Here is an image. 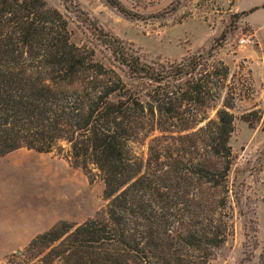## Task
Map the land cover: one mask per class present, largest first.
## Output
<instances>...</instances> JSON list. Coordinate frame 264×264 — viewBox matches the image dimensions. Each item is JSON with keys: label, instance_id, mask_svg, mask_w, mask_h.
I'll return each instance as SVG.
<instances>
[{"label": "trees", "instance_id": "trees-1", "mask_svg": "<svg viewBox=\"0 0 264 264\" xmlns=\"http://www.w3.org/2000/svg\"><path fill=\"white\" fill-rule=\"evenodd\" d=\"M105 1L132 18L118 0ZM99 34L117 70L96 62L92 50L71 44L66 21L43 1L0 0V159L22 149L49 154L64 142L73 168L88 178L90 167L99 172L107 203L83 224L60 221L37 235L26 248L29 260L209 264L226 241L229 217L214 215L211 204H201L191 190L227 193L234 107L228 91L217 122L200 130L208 160L188 166L168 155L171 163H164L150 147L144 161L132 155L130 144L157 127L148 117L175 119L184 104L203 106L212 86L214 98H221L229 70L222 62L209 65L221 44L205 57L146 64L118 38ZM192 147L197 149L196 141ZM219 203L224 211L225 200Z\"/></svg>", "mask_w": 264, "mask_h": 264}, {"label": "rangeland", "instance_id": "rangeland-1", "mask_svg": "<svg viewBox=\"0 0 264 264\" xmlns=\"http://www.w3.org/2000/svg\"><path fill=\"white\" fill-rule=\"evenodd\" d=\"M41 1L66 21L71 44L92 50L94 60L105 68L117 65L102 44L100 30L118 38L146 64L205 57L221 44L209 61V65L222 62L229 70L221 98H214L217 90L212 86L211 98L203 106L184 104L175 119L148 117L157 127L142 131L130 151L144 161L150 147L153 157L159 153L164 163H171L168 155L188 166L208 160L200 130L217 122L216 113L228 91L234 107L227 193L209 187L191 191L201 204H211L214 215L221 212L229 217L226 241L209 264H242L246 259L249 262L244 264H260L264 249V0H118L131 19L105 0ZM211 71L209 67L206 73ZM212 81L215 84L217 78ZM195 141L197 149L192 147ZM68 151L60 142L49 154L22 149L0 159V264H36L39 259L29 260L32 254L26 248L37 235L60 221L83 224L105 210L99 172L90 167L88 178L73 168ZM222 199L224 211L217 208Z\"/></svg>", "mask_w": 264, "mask_h": 264}, {"label": "crops", "instance_id": "crops-1", "mask_svg": "<svg viewBox=\"0 0 264 264\" xmlns=\"http://www.w3.org/2000/svg\"><path fill=\"white\" fill-rule=\"evenodd\" d=\"M19 151V150H18ZM12 154V153H11ZM11 154H9V155H11ZM9 155H7V156H9ZM6 156V157H7ZM28 200H31V199H28ZM71 202V201H70ZM2 205H1V199H0V207H1Z\"/></svg>", "mask_w": 264, "mask_h": 264}, {"label": "built area", "instance_id": "built-area-1", "mask_svg": "<svg viewBox=\"0 0 264 264\" xmlns=\"http://www.w3.org/2000/svg\"><path fill=\"white\" fill-rule=\"evenodd\" d=\"M243 42H246V41H241V43H243ZM247 43H248V41H247Z\"/></svg>", "mask_w": 264, "mask_h": 264}, {"label": "water", "instance_id": "water-1", "mask_svg": "<svg viewBox=\"0 0 264 264\" xmlns=\"http://www.w3.org/2000/svg\"><path fill=\"white\" fill-rule=\"evenodd\" d=\"M19 254V253H18Z\"/></svg>", "mask_w": 264, "mask_h": 264}]
</instances>
